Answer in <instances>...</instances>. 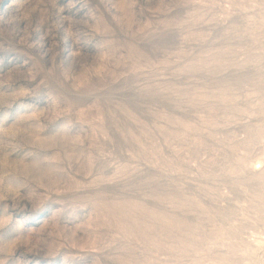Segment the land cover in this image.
Masks as SVG:
<instances>
[{
	"label": "rangeland",
	"instance_id": "obj_1",
	"mask_svg": "<svg viewBox=\"0 0 264 264\" xmlns=\"http://www.w3.org/2000/svg\"><path fill=\"white\" fill-rule=\"evenodd\" d=\"M0 264H264V0H0Z\"/></svg>",
	"mask_w": 264,
	"mask_h": 264
}]
</instances>
